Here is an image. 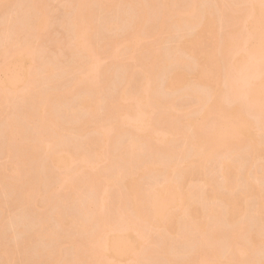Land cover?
Instances as JSON below:
<instances>
[{"label":"bare ground","instance_id":"bare-ground-1","mask_svg":"<svg viewBox=\"0 0 264 264\" xmlns=\"http://www.w3.org/2000/svg\"><path fill=\"white\" fill-rule=\"evenodd\" d=\"M51 1L0 0V193L43 225L8 258L264 264V0H60L67 62Z\"/></svg>","mask_w":264,"mask_h":264},{"label":"rangeland","instance_id":"rangeland-1","mask_svg":"<svg viewBox=\"0 0 264 264\" xmlns=\"http://www.w3.org/2000/svg\"><path fill=\"white\" fill-rule=\"evenodd\" d=\"M49 3L52 6L51 9H53V12H54V13H52V15H53L52 21L55 17V19H54L55 21L52 22L53 25H55V29H54L55 33L53 32L54 33L53 35H54V37H56L55 39L59 43L57 47H53V50H54L53 55L56 56L57 58L63 60V61H66L68 59V57L66 56V51H65V48H66L65 46L67 43V39H66L67 34L64 32V30L62 31V29H61L62 24L60 23L61 20L64 21V18H61L62 14L64 13L63 12L64 7H62L60 0H52ZM63 17H64V15H63ZM52 27L54 28V26H52ZM220 31H222V30H218L219 33H220ZM218 35H220V34H218ZM58 39H59V41H58ZM60 40H61V43H60ZM173 41L174 40H171V39L165 40L164 49L165 48H166L165 50H169V48L172 49V47L175 45V43H174L175 41L174 42ZM187 60L192 62V59H190L189 56H187ZM1 107L2 106L0 105V108ZM10 165H11V162H10L9 158L6 155L0 154V167L10 169ZM8 174H9V170L5 172V175H8ZM229 177H231L229 179L230 181L233 180V176L230 175ZM12 195L13 194H10V193L8 194V192L0 193V199L2 200L3 207H4L3 209L5 211L6 217L12 216L13 219L11 218V221L14 222V224L12 223L11 226L6 225L7 227L5 226L3 229L0 230V261L3 264H20V258H22L24 256V255L23 256L19 255V256H17V258L13 257V258L9 259L8 256L5 254L3 248H5V247L6 248L8 247L9 249L15 248L16 246L22 244V240L24 241L25 237L30 235V236H33L35 238H39L43 233V227H42L43 225L34 224L33 223L34 218L32 216H30L33 218L31 220V218L26 213V211L23 212L22 209H20L16 206V203H14V201H13L14 199L12 198ZM207 205H208L207 203L202 204V206H207ZM69 206H71V204L69 202H66L64 205V207L66 209H64V211L68 214L75 213L74 210L72 209L73 210L72 211ZM36 209L40 213H43V211H45L44 208H42L40 203H36ZM22 214H24L23 217H26V216L27 217L23 219V217L21 216ZM0 216H1V214H0ZM50 218L51 219L48 218V220H50V221H48L49 224H47L48 231H50L51 233H53L57 237L63 238L64 237V231L62 230V228L59 225H57L55 223V220L52 216H50ZM21 220H26V223L25 222L23 223ZM20 221L22 224L20 223ZM7 228H9V229H7ZM162 232H164V230H155V235L162 234ZM170 236L172 238H174V237L177 238L175 235H172V234H170ZM61 241H64V240H61ZM38 244H40V243H38ZM44 245H45V247H49V244H47V245L44 244ZM50 246H51V244H50ZM70 246H71L70 244L66 243L63 247L64 251L67 252L68 251L67 249H69ZM40 247H42V246H40ZM33 249H30V251H27V253L25 254L26 257L28 256V258H29V256H30V258H33L31 256L33 255V253L36 252ZM35 249L37 250L38 248L35 247ZM30 252H32V253H30ZM257 255L259 257H263L262 259H264V245H259ZM251 257L252 256H250V259H251ZM248 259H249V257H248ZM53 264H55V263H53ZM249 264H251V260H250Z\"/></svg>","mask_w":264,"mask_h":264}]
</instances>
